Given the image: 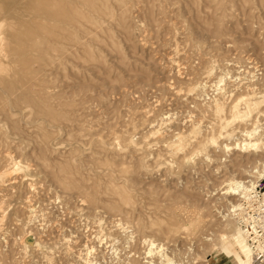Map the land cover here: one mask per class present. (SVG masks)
Here are the masks:
<instances>
[{"label":"rangeland","instance_id":"obj_1","mask_svg":"<svg viewBox=\"0 0 264 264\" xmlns=\"http://www.w3.org/2000/svg\"><path fill=\"white\" fill-rule=\"evenodd\" d=\"M43 1L0 0V264L240 263L223 191L264 167V0Z\"/></svg>","mask_w":264,"mask_h":264},{"label":"bare ground","instance_id":"obj_2","mask_svg":"<svg viewBox=\"0 0 264 264\" xmlns=\"http://www.w3.org/2000/svg\"><path fill=\"white\" fill-rule=\"evenodd\" d=\"M64 1L65 0H44L43 2H45V6H44V8H42L41 9V11H40V18H42V19H44V20H47V18H49L50 20H52V21H57V22H64L65 20H66V12H64L65 11V3H64ZM68 1V0H67ZM53 2H58L57 3V6H53ZM43 4V3H42ZM33 6H35V4L34 5H32L31 7H33ZM41 6V5H40ZM67 6H68V4H67ZM67 9V8H66ZM68 13V12H67ZM49 22V21H48ZM51 23V24H50ZM49 24L50 25H52L53 23L52 22H50ZM57 24V23H56ZM55 24V25H56ZM57 26V25H56ZM53 27H55L54 25H53ZM57 28V27H56ZM56 36H58L57 34H56ZM56 36H53L55 39H57V37ZM62 38V37H61ZM63 39V38H62ZM51 40H52V38H51ZM52 41H54V40H52ZM178 66V65H177ZM20 68V67H19ZM212 70V69H211ZM211 70H209L208 71V73H210L211 72ZM19 72H21V71H19ZM22 73V72H21ZM242 73V72H241ZM25 76V75H24ZM23 76V77H24ZM227 75L226 74H224V72H223V74L221 75V79L219 80V81H217L216 82V84H215V86H217L219 89H223V88H225V87H221V85H223V84H220V83H222L223 81H225L226 80V77ZM23 77H21V79L23 78ZM228 81V80H227ZM205 83V82H204ZM6 86H5V88L4 89H6V91L7 92H9V94H10V92H11V94H12V96H15V97H17L18 96V94H16V92H15V87L13 88L12 86H14L13 84H5ZM203 85V84H202ZM225 85V84H224ZM238 85H239V83H238ZM199 86H201V82H200V84H198V85H196L193 89L191 88V90L192 91H196V89H199L200 90V87ZM206 86V85H205ZM229 86V85H228ZM235 86V84H233V87ZM1 87V86H0ZM39 87V86H38ZM23 88H24V90H23V95L22 96H24L22 99H24V100H28L29 99V96H31V94H33L34 92H35V89H34V86H33V84L31 85V83L29 84V83H25L24 84V86H23ZM201 88H202V86H201ZM216 88V87H215ZM4 89H0L1 91L3 90V92L5 93V95H6V91H4ZM237 89V88H236ZM190 89H189V91H191ZM232 90V89H231ZM0 91V92H1ZM194 91V92H195ZM217 91H219V90H217ZM4 93H2V95L0 94V101H1V98H2V100H3V98H4ZM11 94H10V96H11ZM35 94V93H34ZM9 96V95H8ZM14 97V98H15ZM9 98V97H8ZM7 98V99H8ZM16 99V98H15ZM31 99V98H30ZM29 99V100H30ZM17 100V99H16ZM8 101V100H7ZM22 101V100H21ZM9 103V102H8ZM210 104V103H209ZM236 104V103H235ZM214 105H215V107L217 108V109H220L221 107H222V102L221 101H219V100H215L214 101ZM234 105V104H233ZM211 106H212V104H211ZM232 106V105H231ZM236 106H238V105H236ZM235 107V106H234ZM236 109V108H235ZM244 118V117H243ZM242 118V119H243ZM246 118V117H245ZM230 119V118H229ZM236 121H239V118H237L236 119ZM256 132H257V130H255L254 132H253V134L255 133L256 134ZM251 135V134H250ZM178 138H180V136L178 135L177 136ZM176 137V139H178ZM254 136H252V138H253ZM256 137V136H255ZM248 138V137H247ZM259 139H260V137H258V138H255V140H253V139H251L250 141H247V145H248V147H253L257 152H264V140L262 141V143L259 141ZM227 146V145H226ZM242 146V145H241ZM240 146V147H241ZM226 148H228V147H226ZM244 148V147H243ZM252 149V148H251ZM246 150V149H245ZM59 166V165H58ZM61 168V167H60ZM258 169V168H257ZM257 173L255 176V179H257V180H254V179H250V180H244V179H238V180H235V179H233V180H230L227 184H226V187H224L225 188V190L223 191V194H229V195H238L239 196V199L240 200H242L243 198H245V199H248L249 198V194H248V191H249V187H250V185H252V186H255L256 184H257V181H258V179H262V178H264V167L261 169V170H255V171H253L252 173ZM251 175V174H250ZM254 177V176H253ZM259 182V181H258ZM77 186V185H76ZM73 187H75L74 185H73ZM79 187V186H78ZM85 187V186H84ZM88 189V188H87ZM80 190V189H79ZM83 192H84V190H83ZM86 193V192H85ZM87 194V193H86ZM90 195V194H89ZM89 195H86V196H89ZM89 198V197H88ZM91 198V197H90ZM90 200V199H89ZM236 202L237 201H232L230 204H231V207H228V212L227 213H225V214H223V217H229L230 216V212H235L239 207H240V204L238 205V203L236 204ZM2 208V207H1ZM1 212L3 211V209H1L0 210ZM1 214V213H0ZM234 216H236V213H234ZM224 218V219H225ZM29 219V218H28ZM178 225V224H177ZM174 226V225H173ZM172 228V227H171ZM174 230H175V228H174ZM232 232H233V237L234 238H236L237 237V234H241L242 236H243V238H244V240L246 241V238L244 237V235H243V231H242V229L239 227V228H235V229H233L232 230ZM31 233V232H30ZM31 234H33V232L31 233ZM208 239V238H207ZM213 239V238H212ZM211 239V240H212ZM210 240V239H209ZM25 241V240H24ZM31 241V240H30ZM233 242V241H232ZM27 243V242H26ZM29 243V242H28ZM31 243V242H30ZM33 243H34V241H33ZM246 243H247V241H246ZM150 244L153 246L154 245V242L153 241H151L150 242ZM213 244H215V243H213ZM40 245V244H39ZM247 245H248V243H247ZM23 246H24V243H23ZM26 246V245H25ZM217 246V245H216ZM215 245H214V247H216ZM161 247V246H160ZM213 247V246H212ZM213 247V248H214ZM249 247V246H248ZM23 248H25V247H23ZM163 248V247H162ZM243 248V249H242ZM241 251L243 252V253H245V258H243L242 260H241V262L240 263H238V264H254L253 263V260H252V255H251V251H250V248H247L246 247V245H242V247H241ZM159 254H160V259H161V263L160 264H176V262L174 261V258H172L171 256H169V255H167V254H165L163 251H162V249L158 252ZM87 262V261H86ZM153 263V262H152ZM88 264V263H87Z\"/></svg>","mask_w":264,"mask_h":264},{"label":"built area","instance_id":"obj_3","mask_svg":"<svg viewBox=\"0 0 264 264\" xmlns=\"http://www.w3.org/2000/svg\"><path fill=\"white\" fill-rule=\"evenodd\" d=\"M251 63L253 60H251ZM231 73V72H230ZM241 74V72H239ZM254 75V73H252ZM230 74L227 75V78ZM231 83L238 82L240 77L231 73ZM249 198L242 199L240 207L233 213L246 238L254 264H264V185L263 181L249 187Z\"/></svg>","mask_w":264,"mask_h":264},{"label":"crops","instance_id":"obj_4","mask_svg":"<svg viewBox=\"0 0 264 264\" xmlns=\"http://www.w3.org/2000/svg\"><path fill=\"white\" fill-rule=\"evenodd\" d=\"M214 258H216V257H213L212 259H214Z\"/></svg>","mask_w":264,"mask_h":264}]
</instances>
